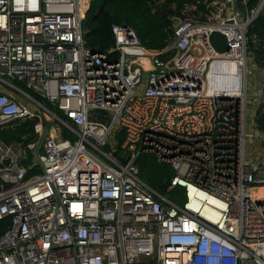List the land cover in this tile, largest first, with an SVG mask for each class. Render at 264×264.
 I'll return each instance as SVG.
<instances>
[{
    "label": "built area",
    "instance_id": "obj_1",
    "mask_svg": "<svg viewBox=\"0 0 264 264\" xmlns=\"http://www.w3.org/2000/svg\"><path fill=\"white\" fill-rule=\"evenodd\" d=\"M249 2L190 0L162 48L113 24L102 52L85 42L91 0H0V82L11 87L0 89V165L10 159L0 264H264V160L247 157L264 106L248 30L264 0ZM249 60L262 79L252 95ZM12 89L52 116L31 92L56 105L72 136L48 133L41 109ZM35 117L39 140L2 139L7 124ZM145 155L172 167L164 191L141 178Z\"/></svg>",
    "mask_w": 264,
    "mask_h": 264
},
{
    "label": "trees",
    "instance_id": "obj_2",
    "mask_svg": "<svg viewBox=\"0 0 264 264\" xmlns=\"http://www.w3.org/2000/svg\"><path fill=\"white\" fill-rule=\"evenodd\" d=\"M190 0H91L90 7L85 13L83 27L85 29V42L87 46L96 50L106 52L115 45V35L112 30L113 24L129 25L137 32L141 41L149 48H162L172 39L174 29V17L180 14L181 10ZM260 0H250L249 6H257ZM251 39L250 46L255 51L259 62H264V10L255 19L248 30ZM257 41L253 42L252 39ZM211 41L215 49L221 53L226 51V37L221 33H214ZM31 94L50 109L57 117L63 121L71 123V119L64 114L56 105L41 97L37 93ZM55 119L56 124L61 127V135L64 138L72 136L71 131L62 124L61 120ZM44 125L49 128L51 123L44 117ZM39 118L35 117L27 120H16L7 124L1 132L2 139L7 144L24 141L29 144L38 139L35 125ZM258 124L264 129V110H259ZM144 157V156H142ZM138 158L141 178L159 191L169 184L170 179L164 183L160 181L161 175H149L146 167ZM38 171L29 170L27 177ZM184 189L177 187L170 194L176 202H181ZM9 221L0 222V234Z\"/></svg>",
    "mask_w": 264,
    "mask_h": 264
},
{
    "label": "rangeland",
    "instance_id": "obj_3",
    "mask_svg": "<svg viewBox=\"0 0 264 264\" xmlns=\"http://www.w3.org/2000/svg\"><path fill=\"white\" fill-rule=\"evenodd\" d=\"M248 67H249L248 69V89H249L250 95H252L255 92L254 91L255 89L253 88V86L255 85V83H257L256 87L259 86L260 80L262 79H260V77L257 75L255 67H253L252 62L250 60L248 63ZM257 79L259 80L258 82H256ZM0 89L8 90V89H11V87L0 82ZM13 91L16 93L17 99L22 100L30 108L39 107L38 104L34 102L33 100L24 98L23 95L18 91H15V90ZM39 109H41V107H39ZM259 109H262L263 111L264 106ZM255 110H256V106L253 105L251 107V112H254ZM40 113L43 116V118L45 117L51 123L47 132L51 133L52 135L59 134L60 136L61 127L58 124H56L55 122L56 117L50 115L47 111L44 112V109L43 110L41 109ZM258 113L259 111L257 112V115H259ZM249 128H250V138L247 144V157L250 160H253L254 162H262L264 160V129H261L259 125L258 126L254 125V123L252 122H249ZM106 150L110 151L109 147H106ZM26 152L28 155V159H26L25 165L29 166L31 164V154L29 150H27ZM141 162L145 165L146 171H147L146 173L148 174V176L157 175L160 177L161 175L160 181L163 183L166 180L168 181V178L170 179V177L174 174V171L171 166L160 164L154 156L145 155L144 157H142ZM181 195L183 196L182 190H181ZM183 198L184 196L182 197V199Z\"/></svg>",
    "mask_w": 264,
    "mask_h": 264
},
{
    "label": "water",
    "instance_id": "obj_4",
    "mask_svg": "<svg viewBox=\"0 0 264 264\" xmlns=\"http://www.w3.org/2000/svg\"><path fill=\"white\" fill-rule=\"evenodd\" d=\"M179 22V18H177V17H174V23L175 24H177ZM52 112V111H51ZM52 114L54 115V116H56L57 117V115L56 114H54L53 112H52ZM58 118V117H57ZM38 156V155H37ZM10 163V159H6L5 161H4V163H2L1 165H0V167H4L5 165H7V164H9Z\"/></svg>",
    "mask_w": 264,
    "mask_h": 264
},
{
    "label": "crops",
    "instance_id": "obj_5",
    "mask_svg": "<svg viewBox=\"0 0 264 264\" xmlns=\"http://www.w3.org/2000/svg\"><path fill=\"white\" fill-rule=\"evenodd\" d=\"M222 65H223V64H221V63H215V64H214V66L218 67L219 70H221V69L223 68ZM214 69H215V67H214ZM258 125H259V124H258Z\"/></svg>",
    "mask_w": 264,
    "mask_h": 264
}]
</instances>
